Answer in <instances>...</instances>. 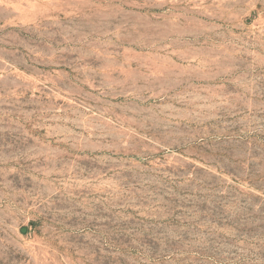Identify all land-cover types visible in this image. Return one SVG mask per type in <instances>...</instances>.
<instances>
[{"label":"rangeland","instance_id":"rangeland-1","mask_svg":"<svg viewBox=\"0 0 264 264\" xmlns=\"http://www.w3.org/2000/svg\"><path fill=\"white\" fill-rule=\"evenodd\" d=\"M0 264H264V0H0Z\"/></svg>","mask_w":264,"mask_h":264}]
</instances>
